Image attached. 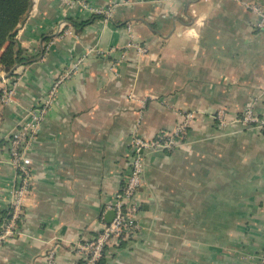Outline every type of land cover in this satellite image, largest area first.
<instances>
[{"label": "crops", "instance_id": "crops-1", "mask_svg": "<svg viewBox=\"0 0 264 264\" xmlns=\"http://www.w3.org/2000/svg\"><path fill=\"white\" fill-rule=\"evenodd\" d=\"M85 1L114 6L111 18L33 0L16 36L29 60L0 68V97L16 85L14 101L0 100V219L19 182L10 139L55 91L29 149L25 216L0 264H51V250L55 264H78L75 243L113 219L134 137L172 131L185 113L194 118L183 145L143 153L140 230L100 264H256L264 133L237 120L248 106L264 118V31L243 3L264 0ZM62 21L73 34L59 33Z\"/></svg>", "mask_w": 264, "mask_h": 264}, {"label": "built area", "instance_id": "built-area-1", "mask_svg": "<svg viewBox=\"0 0 264 264\" xmlns=\"http://www.w3.org/2000/svg\"><path fill=\"white\" fill-rule=\"evenodd\" d=\"M67 1L78 2L86 11L103 15L105 20L111 18L114 10V6L100 7L92 5L85 0ZM243 3L258 15L256 27L264 31V9L253 2L243 1ZM59 33L62 35L73 34V29L66 21H62L59 25ZM136 48L140 52L146 51V48L139 44H136ZM2 79L6 80L4 74ZM15 87V83H12L2 89L0 100L3 104L14 101ZM54 93V90L51 91L42 105L28 109L26 119L19 124L10 139L11 160L19 175V182L13 190L11 217L0 226V247L8 238L18 233L19 223L25 216V202L33 180L29 149L40 130ZM216 117L220 119L221 124H225L224 110L220 109ZM193 118V113H185L182 120L172 131L160 133L154 139H146L140 136L134 137L131 169L121 189L115 194L111 206L114 211V217L110 222L103 223L101 229L95 235L83 237L75 243L74 248L79 255L78 264H100L105 256L107 247L111 243L128 240L140 230V191L144 185L143 153L145 151L175 149L183 145L187 136L188 126L192 123ZM237 121L243 127L259 128L264 133V118L255 112L253 106L246 107ZM48 258L51 264H55L54 250L50 251ZM256 264H264V251L259 256Z\"/></svg>", "mask_w": 264, "mask_h": 264}, {"label": "trees", "instance_id": "trees-1", "mask_svg": "<svg viewBox=\"0 0 264 264\" xmlns=\"http://www.w3.org/2000/svg\"><path fill=\"white\" fill-rule=\"evenodd\" d=\"M33 5V0H0V68L11 72L16 64L29 60L23 54L17 33ZM94 16H101L93 14ZM11 217V207L0 219V226Z\"/></svg>", "mask_w": 264, "mask_h": 264}, {"label": "water", "instance_id": "water-1", "mask_svg": "<svg viewBox=\"0 0 264 264\" xmlns=\"http://www.w3.org/2000/svg\"><path fill=\"white\" fill-rule=\"evenodd\" d=\"M113 214H114V212H113ZM114 217V216H113ZM111 220V219H110ZM110 222V221H109Z\"/></svg>", "mask_w": 264, "mask_h": 264}]
</instances>
